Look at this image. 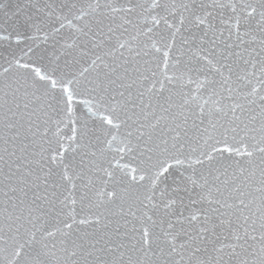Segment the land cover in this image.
<instances>
[{
	"label": "snow or ice",
	"instance_id": "snow-or-ice-1",
	"mask_svg": "<svg viewBox=\"0 0 264 264\" xmlns=\"http://www.w3.org/2000/svg\"><path fill=\"white\" fill-rule=\"evenodd\" d=\"M0 264H264V0H0Z\"/></svg>",
	"mask_w": 264,
	"mask_h": 264
}]
</instances>
